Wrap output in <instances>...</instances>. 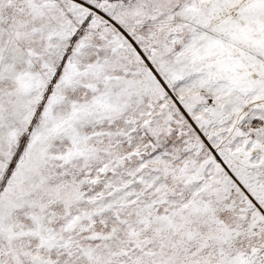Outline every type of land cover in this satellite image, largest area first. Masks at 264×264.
<instances>
[{"label":"snow or ice","instance_id":"obj_1","mask_svg":"<svg viewBox=\"0 0 264 264\" xmlns=\"http://www.w3.org/2000/svg\"><path fill=\"white\" fill-rule=\"evenodd\" d=\"M0 264H264V0H0Z\"/></svg>","mask_w":264,"mask_h":264}]
</instances>
